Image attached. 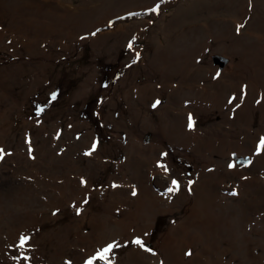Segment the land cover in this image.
<instances>
[{
  "label": "rangeland",
  "instance_id": "rangeland-1",
  "mask_svg": "<svg viewBox=\"0 0 264 264\" xmlns=\"http://www.w3.org/2000/svg\"><path fill=\"white\" fill-rule=\"evenodd\" d=\"M156 5L158 11L152 12ZM237 24L241 25L238 33ZM206 28L222 36L199 48L196 59L187 58L189 43L200 47ZM263 28L262 0H0V114L7 110L5 117L11 124L3 139L4 143L7 139L5 153L15 150L17 142L24 147L22 135L27 134L33 147L41 148L56 128L61 133L56 138L57 147L61 149L63 143L68 161L63 164L59 157L49 168L39 162V171L50 183H57L61 172H80L95 192L102 193L133 173L141 179L144 193L153 196L154 190L166 186L154 184L153 178L148 180L140 163L144 154L132 157L129 149L133 142L153 143L166 154L168 173L159 178L167 185L174 177L182 183L172 206L186 213L195 201L200 208L199 190L193 193L199 184L217 193L216 201L208 198L217 217L224 220L239 205L242 214L249 220L257 219L261 228L258 246L243 249L240 257L245 264H264V152H255L264 136ZM181 36L185 45L177 50L178 59L171 51ZM129 42L133 43L132 51ZM238 42L243 44L233 48ZM252 47L260 52L255 59L245 53ZM135 52L140 58L132 64ZM213 57L225 59L222 69L212 62ZM109 64H115L113 69L118 66L122 76L116 85L98 94L99 75ZM183 65L191 67L182 77ZM217 74L219 77L213 79ZM233 91L241 98L226 106ZM203 94L217 95L214 103L206 104ZM156 100L161 103L153 108ZM38 108L43 109L39 115ZM186 110L195 121L194 131L203 138L195 148L175 145L161 134L167 123L178 124L180 129L179 112ZM90 121L103 128L100 138ZM207 138L209 143L204 142ZM90 140L97 146L86 156L84 145ZM80 145L84 148L79 149ZM23 152L11 153L0 166V264H17L14 257L22 254L31 257L28 264H85L81 230L67 202H60L63 199L52 187L40 186L41 196L24 195L25 185L19 176L27 161ZM127 152L131 158L140 157L139 163L129 166ZM239 159L247 162L238 163ZM134 162L131 159L130 163ZM229 163L235 164L233 170H229ZM233 191L241 192L242 197L231 195ZM52 196L60 202L57 206L59 218L65 222L63 229L59 223L55 228L50 221L45 223L48 213L43 204ZM99 198V194L90 193L86 204L91 214L101 216L105 209ZM168 219L160 216L151 223L165 227ZM21 235L30 237L23 253L17 248ZM56 239L62 244L53 252L51 245L57 244ZM160 240V233L148 235L144 244L155 249ZM117 252L118 247L111 253L114 261L125 255ZM51 254H55L53 261ZM168 264L176 263L171 260Z\"/></svg>",
  "mask_w": 264,
  "mask_h": 264
},
{
  "label": "bare ground",
  "instance_id": "bare-ground-1",
  "mask_svg": "<svg viewBox=\"0 0 264 264\" xmlns=\"http://www.w3.org/2000/svg\"><path fill=\"white\" fill-rule=\"evenodd\" d=\"M263 2L264 0H262V4ZM65 9L69 10V8H65ZM174 21L176 20L174 19ZM85 27L87 28V26ZM240 27L241 25L239 24L236 25V33H238ZM207 28L205 31L202 30L204 31L203 37L205 39L203 40L202 43L199 42L200 47H197L196 44L194 43H189L191 45L188 44L189 49L188 51H186V53H188L186 55L187 58L196 59L197 57H195V55L198 53L197 56H199V54L201 53L199 51V48L201 47L206 48L205 43H207L209 40L217 39L222 36L221 34H217L211 32L210 30H207ZM216 36L217 38H215ZM183 39L184 36H181L176 42L174 41L175 43H173L174 50L171 51V53L176 58H178V55L180 54L178 53L177 50L182 49V46L185 45ZM240 44L243 43L238 42L233 48L237 47ZM181 52H185V51L182 50ZM246 52H248L250 55H254L253 59H255V55H258V53H260L257 50H255L254 47L248 48V50L246 49L245 53ZM247 60H248V55H247ZM190 67L191 66L187 67L186 65H183L180 71L181 72L180 75L182 77L187 75V72L188 70H190ZM208 75H210V73H208ZM214 77L215 75L213 76V79ZM229 95L230 98L232 97H236L237 99L241 98V97L239 98V94L238 95L236 94V91L230 92ZM216 96L217 95L215 96L213 95V97H205V95L203 94L204 97L203 100H205L206 98V104L212 105L215 101ZM236 101L238 102V100ZM225 105L232 106L233 102L231 104L228 103ZM9 108H13V107L11 106ZM6 113H8L7 110L3 112V114H0V137L2 136L0 138V149H3L4 153H5V143L7 144V139L5 143L3 139L5 136L8 135L7 133L11 126L10 122L6 120L7 119V117H5ZM186 113H183L182 111L179 112V115L182 119V125L180 129L177 127L178 125L177 123H179V121L175 120V123L177 125L170 126V124L167 123L165 126L166 129L164 131H161V134L163 133L162 134L163 136H167L168 138H170L171 142L174 143L175 145H182V147L195 148L197 144H199V142L203 140V138H200V135H198L194 130L190 131L188 129L187 126L188 116L190 113H188V111ZM183 118L185 119L184 121L185 128H183ZM72 126L73 125H70V128H72ZM63 128L66 130L68 128V124L66 127L64 126ZM55 130L56 128L54 129L53 133H50L51 137L50 139H47L48 141L50 140L48 144L45 145L42 144V147L37 149H35L36 147L35 148L33 147L34 144L32 145L30 139H28L27 136L28 134L22 135V140L24 142V144L23 143L22 144L24 145V147L21 146L20 142H17V144L15 145L16 146L15 150L11 148L12 150L4 154L3 159L0 160V166L2 165V162L5 157L7 156L12 157L11 153L24 154L23 152L24 149L26 153L25 157H27V161L25 162L23 169L19 171L21 182L25 185L23 188V190L25 189L24 195L26 197L30 196V194H32L33 196H41L42 194L39 191L40 186H43L44 188L52 187L54 190V194H57L59 198L63 199L60 200V202L62 201L67 202V205L71 207L72 210L75 212L74 222L76 223L77 227L81 230L79 231L80 233L79 242L84 245L83 249L86 250L83 251L84 253L83 258L85 257V259H87L95 252L96 249L103 247L106 243L115 241L120 245L118 247L120 252H117L116 255L119 256L121 253L125 254V255H120L119 256L120 259L114 261L116 264H131V263L144 264L143 262H145L146 259H148L147 262H145L147 264H166V263L168 264L170 263L171 260H173V262H175L176 264H229L230 261H233L234 264H245L244 260L240 257V254L243 251V249L254 244L256 245L254 247L258 246L260 242L259 239L261 238L260 235L261 228L260 225L258 224V220L257 219L249 220L248 217L246 218V216L242 214L239 205L233 207V209L227 214V217L224 220L222 219V216L217 217V214L212 213L211 211V208L214 207L213 206L214 203H212L211 200L209 201L208 199L210 196V198H212V201H216L217 193L214 190L209 189L208 187L205 188L204 187L205 185L203 184L198 183L199 185L194 187L193 189V193L199 190L198 193L199 196L201 197V202L199 200L198 202L200 204V208H198L199 205L194 204L195 201L190 202L191 204L190 209L188 206L186 209V213H183L182 211L177 210L175 206H172V204L175 202V201L173 202L172 199L174 198V196H177V194L179 193L180 186L182 185V183L177 179V177H174V179L179 181V185H180L179 190L174 192L168 191V189L172 186L171 182L173 179L171 180L169 179L170 181L167 185L166 182L162 181V178H159V177L167 176L168 171L165 172L160 167L157 166L158 164L161 163L166 165L164 160L165 154L157 145L153 143L149 145H143L140 142L139 144L133 142L131 147L129 148L133 151L130 153L132 157H136L137 155L144 154V156H142L143 159L141 160L140 163L144 164L143 174L146 176V178H148V180H151L153 178L152 181L154 182V184L158 186H160V184L162 185L164 184V186H166L165 189H163L160 186L159 188L154 190L153 196L146 195L144 193L141 179H139L138 177H134L133 175L135 174L133 173H131L132 176L121 177L120 179L123 180L122 182L114 183L115 185H117V187H113L114 184H112L109 186L108 189L106 188V190H104V192L102 193L100 192V190L95 192L92 186L88 185L87 182H86V186L81 185L80 183L81 179L83 180L85 179L83 178L80 172L78 174L73 171L61 172L59 178L56 179L58 182L56 183L52 181L50 183L47 180L46 175H44L41 171H39L38 168L39 162L41 161L47 164L49 168L50 162L52 163L59 162L57 161L59 157H61L59 160H61L63 164H65V162L67 163L68 161V157L67 156L65 157V154L63 152L64 151L63 143H60L61 149L57 147L58 144L56 138L57 136H60L61 133L60 130L58 129H57L58 131ZM81 139H83V136L81 137ZM204 142L209 143V138H207V141ZM93 143L94 142L90 140L84 145L86 147L85 148L86 151H91V147ZM82 148L84 147L80 145L79 149ZM41 149H44L43 155L46 156L45 158L43 157V155H41V151H42ZM47 157L48 159H46ZM139 158L140 157L131 158L129 157L128 154L127 164L129 166L136 165L137 163H139L138 160ZM131 159L135 160L133 164L130 163ZM134 179H136L138 182H135ZM222 182L223 180L220 181V184ZM150 183L152 182L150 181ZM133 190H135V192L137 193L135 196L132 195ZM200 192L203 194L201 195ZM90 193H92L93 195L95 194L100 195L99 202L104 206L105 209V213L102 214L101 216L91 214L90 210L87 207V204L85 203V201H87V196ZM239 193L238 195L235 196L236 198L242 197L241 192ZM56 198L58 197L57 196L49 197L47 198L46 204L45 203L43 204V210L46 209V212L48 213V220L45 221V223L50 221L53 228H55L56 224L59 223L60 228L63 229L65 226V222L59 218L58 215L59 207L57 206V204H60V202ZM207 202H209V206L205 205ZM7 209H9V207L6 208V210ZM78 210L80 213L79 215L77 214ZM189 211H191V213ZM53 213L56 214L53 215ZM117 214L119 217L116 216ZM160 216L163 217L169 216L168 222L166 223L165 227H161V224L159 223H155V224L151 223V220L157 218L159 219ZM216 221L219 222L216 223ZM246 225L251 226V228L248 227L249 229L247 228L245 229L244 227ZM157 233L161 234V240L158 241L157 247L155 249H150L151 251L146 252L143 249L136 246L135 244L131 243V241L137 237H139L143 242H146L148 235L156 236ZM38 241L40 242L41 240L39 239ZM61 242L62 241H57V239L54 241V243L57 244L51 245V248H54L53 252L55 251V248L61 246L62 244ZM159 248L161 249L162 252L160 251ZM158 250L160 252H158ZM114 251L115 248L113 249L112 254ZM152 252H155L156 254L153 255ZM188 252H191V255H187L186 253ZM49 258L50 260L53 261V259L55 258V254H51ZM142 259L145 260L143 261ZM49 264H53V263L49 262Z\"/></svg>",
  "mask_w": 264,
  "mask_h": 264
},
{
  "label": "snow or ice",
  "instance_id": "snow-or-ice-1",
  "mask_svg": "<svg viewBox=\"0 0 264 264\" xmlns=\"http://www.w3.org/2000/svg\"><path fill=\"white\" fill-rule=\"evenodd\" d=\"M158 9H159V5H156L155 7H153L151 9V11L152 12H157ZM93 35H95V33H93ZM81 39H84V37H81ZM128 49H129V51L133 50V43L132 42H129ZM139 58H140V53L139 52H135L134 59L132 60V64L137 63ZM218 77H219V74H217V76L214 77V79H216ZM52 99L53 100L56 99V95L55 94H53ZM235 99H237V98L236 97L230 98L228 100V103L231 104L233 102V100H235ZM160 103H161V101L156 100L152 104V107L156 108ZM257 103H259V101H257ZM237 106H239V105H237ZM41 112H43V109L42 108H38L37 114L39 115ZM194 124H195V121H194L192 115L189 114V116H188V125L187 126H188V129L190 131L194 130ZM96 146H97L96 143H93V145L91 147V151L85 152L84 155L90 156L92 154V151H95ZM255 152H256L257 155H260L262 152H264V136L260 137L259 142H258V144L256 146V149H255ZM4 154H5L4 150L0 149V160L3 159ZM233 156H235V154H233ZM249 163H251V161H249ZM157 166L160 167L165 172L168 171L166 165H164L162 163L158 164ZM228 168H229V170H233L235 168V164L234 163H229L228 164ZM80 183H81V185L86 186V181L85 180L81 179ZM171 183H172V186L168 189V191L169 192L178 191L179 190V186H180L179 185V181H177L176 179H173ZM113 187H117V185L114 184ZM136 194L137 193L135 192V190H133L132 195L135 196ZM230 194L233 195V196L238 195V193L235 192V191L231 192ZM85 203H87V201H85ZM74 207H75V205H74ZM55 214L56 213H53V215H55ZM77 214L78 215L80 214L79 210L77 211ZM29 240H30V237H28L27 235H21L19 237V243L17 245V248L21 251V253H23L24 250L26 249V246L28 245ZM131 243L135 244L136 246H138L139 248L143 249L146 252L151 251L149 248H147L145 246L144 242L139 237L133 239L131 241ZM119 246H120L119 243H117L115 241L106 243L103 247H100V248L96 249L95 252L91 256H89L87 258V260L85 261V264H97V262H99V264H114V260L111 257V253H112L114 248L119 247ZM152 254L155 255L156 253L152 252ZM186 254L187 255H191V252H188ZM14 259H17V264H20V261H23L24 264H28V262H30V260H31V257L28 256V255L22 254V255L19 256V258L14 257ZM68 264H71V262H68Z\"/></svg>",
  "mask_w": 264,
  "mask_h": 264
},
{
  "label": "trees",
  "instance_id": "trees-1",
  "mask_svg": "<svg viewBox=\"0 0 264 264\" xmlns=\"http://www.w3.org/2000/svg\"><path fill=\"white\" fill-rule=\"evenodd\" d=\"M114 65L115 64H113V65L109 64V65H107L108 67L105 66L104 70L99 75V78H98V80H99L98 86L99 87H98V91H97L98 94L100 92H102L103 90H106L108 87L114 86L116 84V82L120 79L121 72L119 71L118 66H117V68L113 69ZM90 123L92 126H94L98 138H100V135L104 131L103 128H101L98 123H93L91 121H90Z\"/></svg>",
  "mask_w": 264,
  "mask_h": 264
},
{
  "label": "water",
  "instance_id": "water-1",
  "mask_svg": "<svg viewBox=\"0 0 264 264\" xmlns=\"http://www.w3.org/2000/svg\"><path fill=\"white\" fill-rule=\"evenodd\" d=\"M212 61H213L214 64L218 65L220 69H222L224 64L226 63V61L223 58H220V57H213ZM246 162L247 161H245V160L239 159L238 163H246Z\"/></svg>",
  "mask_w": 264,
  "mask_h": 264
}]
</instances>
